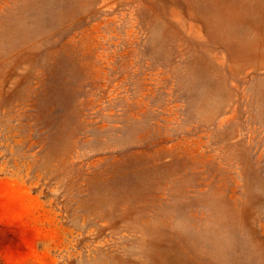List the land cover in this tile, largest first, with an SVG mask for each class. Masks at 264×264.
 I'll list each match as a JSON object with an SVG mask.
<instances>
[{
    "label": "rangeland",
    "instance_id": "rangeland-1",
    "mask_svg": "<svg viewBox=\"0 0 264 264\" xmlns=\"http://www.w3.org/2000/svg\"><path fill=\"white\" fill-rule=\"evenodd\" d=\"M0 264H264V0H0Z\"/></svg>",
    "mask_w": 264,
    "mask_h": 264
}]
</instances>
